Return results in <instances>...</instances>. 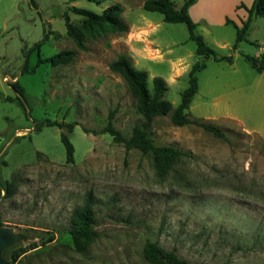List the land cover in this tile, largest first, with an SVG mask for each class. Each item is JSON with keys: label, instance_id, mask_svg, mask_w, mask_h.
<instances>
[{"label": "rangeland", "instance_id": "obj_1", "mask_svg": "<svg viewBox=\"0 0 264 264\" xmlns=\"http://www.w3.org/2000/svg\"><path fill=\"white\" fill-rule=\"evenodd\" d=\"M144 1L0 0V94L15 98L17 80L25 93L24 107L0 99V183L12 187L0 198V230L23 237L6 253L10 264H150L143 255L149 241L192 264H264V78L246 59L264 52V18H254L237 48L235 25L247 19L245 10L230 24L192 19L218 55L233 58L217 62L197 55L185 24L145 11ZM116 4L128 32L87 36L86 50L79 49L66 16L80 24L74 7L102 14ZM64 50L77 51L69 65L38 63ZM122 54L148 73L150 87L155 77L166 80L173 109L192 66L204 61L191 117L218 126L227 139L177 127L170 113L155 119L154 143L188 156L167 177L157 175L152 155L127 154L103 133L110 117L126 137L142 119L126 82L109 67ZM47 120L76 124L69 134L74 163L66 162L61 141L67 130L40 127ZM88 200L97 238L79 253L70 233L74 212ZM47 232L55 240L43 244ZM19 249L27 251L15 260Z\"/></svg>", "mask_w": 264, "mask_h": 264}, {"label": "trees", "instance_id": "obj_2", "mask_svg": "<svg viewBox=\"0 0 264 264\" xmlns=\"http://www.w3.org/2000/svg\"><path fill=\"white\" fill-rule=\"evenodd\" d=\"M95 3H101L103 0H88ZM197 0H185L181 8H177L172 0H145L143 9L148 12H157L163 15L164 21L167 23L186 25L189 33V38L196 44L197 55L205 59L213 58L217 62L226 61L233 62L232 56H220L210 47L203 36L196 32L197 24L192 20L189 9ZM240 8H246L245 5H240ZM249 16L246 20L241 21V26H236L237 37L234 48H237L240 42L246 41L253 28L255 17L264 18V0H253L251 8H246ZM72 11L82 17L80 24L71 22L69 16H66V29L68 36L74 41L79 49L86 50V37L96 39L115 33H127L128 26L122 18L123 8L116 4L106 8L102 14H96L88 10L73 8ZM227 23H233L227 20ZM59 38L60 35H57ZM48 39L47 33L43 41L35 45V48L40 50L43 43ZM77 57L76 50H64L56 55L48 58H39L38 63H48L53 67L67 66ZM246 59L251 64L252 68L261 74L264 78V52L258 57L247 56ZM110 70L119 74L126 82L129 91L136 99L137 110L141 115V121L134 126L131 136H124L115 128L112 122V117L103 129V133H108L117 143L124 145L127 154L133 149L139 150L144 155H152L154 168L160 178H165L174 169V167L186 156L184 151L174 146H157L153 140V123L156 118L170 116L171 122L177 127L187 125H195L203 129L205 132L213 134L216 138L226 140L224 131L218 126L208 123L204 120L192 118L190 107L195 95L198 93V74L206 68L204 61L196 62L188 74V87L181 94V103L176 109H173L172 104L166 99V94L169 90L168 83L162 77H155L153 85L150 87L148 82V73L144 70H139L133 64L131 58L125 54L118 57L117 60L110 64ZM27 71V64L23 68V72ZM12 89L17 96L15 98L5 97L0 94V99L9 102H16L24 107L25 93L20 82L11 83ZM173 112V113H172ZM40 127L46 125L48 127H59L66 129L68 133L62 132L61 141L65 147L66 162L74 163L75 148L72 144L69 134L75 129L76 124H65L47 120L41 122ZM11 184L3 185L0 183V198L5 191L6 197L11 191ZM94 217L92 212L91 202L88 200L78 210L74 212V227L71 230V236L75 249L79 253H83L97 238V232L93 229ZM46 235V236H45ZM42 238V243L47 244L55 240V235L47 232ZM29 249H34L37 246L32 245ZM10 247L3 251V257L6 258V253ZM27 249H19L16 258L24 254ZM145 260L150 264H192L188 260L181 258L176 252L168 251L160 248L154 242H147L143 249Z\"/></svg>", "mask_w": 264, "mask_h": 264}, {"label": "crops", "instance_id": "obj_3", "mask_svg": "<svg viewBox=\"0 0 264 264\" xmlns=\"http://www.w3.org/2000/svg\"><path fill=\"white\" fill-rule=\"evenodd\" d=\"M250 3H252L250 0H197L191 6L189 13L194 21L199 18L211 22L214 20L223 21L232 19L234 15L240 13L241 9L247 12L246 8ZM240 5H245L246 8H240Z\"/></svg>", "mask_w": 264, "mask_h": 264}, {"label": "water", "instance_id": "obj_4", "mask_svg": "<svg viewBox=\"0 0 264 264\" xmlns=\"http://www.w3.org/2000/svg\"><path fill=\"white\" fill-rule=\"evenodd\" d=\"M35 128L36 127H34V129ZM4 195L5 191L3 192L2 197ZM21 238H23L22 235H13L9 230H0V264H10V262L3 257V251L6 248L18 243Z\"/></svg>", "mask_w": 264, "mask_h": 264}]
</instances>
